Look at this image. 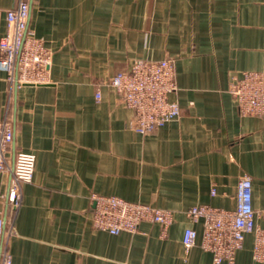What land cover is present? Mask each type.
Instances as JSON below:
<instances>
[{"label":"crops","instance_id":"0c3cea01","mask_svg":"<svg viewBox=\"0 0 264 264\" xmlns=\"http://www.w3.org/2000/svg\"><path fill=\"white\" fill-rule=\"evenodd\" d=\"M28 1V28L52 56L50 83L21 87L8 110L0 71V120L8 112L14 129L9 161L15 152L35 156L13 220L11 264H213L199 247L201 223L185 213L235 210L243 175L264 228V120L241 116L228 93L241 72L264 71V0ZM15 4L0 0V38ZM138 59L173 63L169 100L181 109L147 135L129 127L133 112L108 85ZM10 178L0 172L6 216ZM92 194L171 210L173 223L166 237L151 223L135 233L96 230ZM186 228L197 233L188 253ZM252 245L246 235L233 264H264Z\"/></svg>","mask_w":264,"mask_h":264},{"label":"built area","instance_id":"2783aa9c","mask_svg":"<svg viewBox=\"0 0 264 264\" xmlns=\"http://www.w3.org/2000/svg\"><path fill=\"white\" fill-rule=\"evenodd\" d=\"M5 33L0 38V71L5 73L8 86L9 109L15 92L25 86L50 83L51 51L28 28L29 1L16 0L14 7L4 11ZM108 85L115 90L122 103L133 112L129 127L147 135L165 124L177 120L181 109L169 100L177 85L173 63L167 59H138L127 72L111 77ZM228 93L241 116L264 120V71H243L231 79ZM100 94L96 91L95 99ZM14 140V129L8 112L0 120V172L11 178L5 195L6 216L0 210V264H11L9 240L15 234L13 220L21 205V187L33 178L35 156L15 152L9 161ZM215 190H211V195ZM236 207L233 211L197 205L186 211L192 223H201L199 247L212 257L213 264H233L242 249L246 235H252V258L264 263V228L255 225L256 213L252 207L251 179L243 175L236 187ZM92 226L96 230L117 235L135 233L141 223L156 224L161 236L166 237L173 223V212L139 202H129L115 196H90ZM197 233L186 228L182 235L185 253L195 245Z\"/></svg>","mask_w":264,"mask_h":264}]
</instances>
